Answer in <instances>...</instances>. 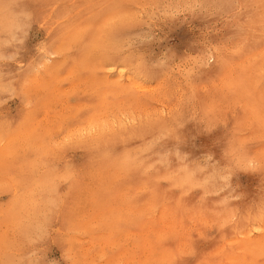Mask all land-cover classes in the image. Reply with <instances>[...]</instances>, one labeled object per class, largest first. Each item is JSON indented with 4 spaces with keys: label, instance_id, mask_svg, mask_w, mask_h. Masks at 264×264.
<instances>
[{
    "label": "snow or ice",
    "instance_id": "obj_1",
    "mask_svg": "<svg viewBox=\"0 0 264 264\" xmlns=\"http://www.w3.org/2000/svg\"><path fill=\"white\" fill-rule=\"evenodd\" d=\"M50 7L59 17L51 42L43 35L49 30L45 9ZM155 7L149 0H71L63 7L0 0V11L8 17L6 38L0 40V63L15 60L19 41L26 36L28 41L33 39L30 32L36 33L41 59L19 90L11 81H0V100L20 95L25 117L39 130L36 141L17 134L6 145L0 144V174L7 176L0 187L15 186L18 193L4 207L5 231L21 232L26 238L33 234L48 237L49 226L59 225L60 230L75 234L101 233L100 243L94 240L84 252L96 258L74 264H184V257L201 250L206 252L199 264H264V199L244 216L238 215L227 198L211 209L206 206L209 187L218 179L227 183L237 169L264 171V89L257 108L245 99L252 95L251 87L242 81H224L236 90V122L225 153L230 167L217 169L203 181L198 176L203 161L188 168L182 152L162 151L158 160L147 159L145 154L153 151L155 140L135 149L116 148L140 134L136 118L133 114L109 119L104 113L114 108L117 96L133 94V89L142 86L124 83L125 69L114 56L127 43L125 30L145 23L146 16L152 15L149 9ZM179 11L168 6L163 15L176 16ZM250 22L239 25L243 43L229 49L233 55L241 54L247 44ZM261 28L264 35V16ZM260 51L259 77L264 84V47ZM214 57L224 59L220 47L215 53L191 58L186 78L191 79L197 65ZM101 66L115 79L98 72ZM0 127L11 128V124L0 120ZM257 144L259 151L254 150ZM77 150L87 155L86 162L79 166L62 163ZM192 187H199L203 195L199 204L189 207L185 192ZM117 200L138 209L141 218L154 221L146 233L136 229L134 234L132 217L105 211ZM210 229L217 231V238H211ZM54 235L59 242L61 232ZM237 248L253 255L258 251L259 259H237ZM125 251L146 253L148 258L125 259L119 255Z\"/></svg>",
    "mask_w": 264,
    "mask_h": 264
},
{
    "label": "clouds",
    "instance_id": "obj_2",
    "mask_svg": "<svg viewBox=\"0 0 264 264\" xmlns=\"http://www.w3.org/2000/svg\"><path fill=\"white\" fill-rule=\"evenodd\" d=\"M31 3L44 6L51 0H31ZM149 3L156 5L149 9L151 18L146 16L145 23L125 30L123 36L127 43L114 56L125 69L124 83L140 84L142 88L133 89L130 95L117 96L114 108L120 106V101L128 99L144 104L156 101L163 107L157 108L150 122L143 117L136 119L135 127L140 134L127 145L118 144L116 148L135 149L155 140L153 151L145 154L147 159L158 160L162 151L182 152L188 158L185 161L188 168H192L195 161H203L202 171L198 174L199 180L203 181L217 169L230 167L225 153L236 122L237 110L233 106L236 90L226 87L224 81H242L252 89V95L245 99L257 108L261 104L264 84L259 73L260 49L264 47L261 28L264 0H149ZM168 6L179 8V14L163 15ZM48 9L45 10L48 12ZM45 20L49 30L43 35L51 42L55 39L57 21L53 22L50 13ZM249 20L245 32L247 44L241 54L233 55L229 49L243 43L239 25ZM7 25V14L0 11V36L6 35ZM30 35L33 37L31 41L27 36L19 41L21 46L15 60L0 63V81H11L18 90L34 66L41 62L37 49L39 41L34 39L36 33L30 32ZM217 47L222 49L224 59L214 57L207 64L197 65L191 79L186 78L185 70L192 64L191 58L215 53ZM0 120L11 124V128L0 127V144L5 145L12 136L34 125L30 117H25L22 98L18 94L0 100ZM254 150L259 151L260 145L257 144ZM77 152L80 164L86 162L87 155ZM204 157L208 159L203 160ZM5 180L7 176L0 174V181ZM202 195L199 187L186 191L188 206L199 204ZM225 198L240 216L255 211L264 199V171L237 169L227 183L218 179L209 187L206 206L211 209ZM5 205L0 203V264H74L81 259L75 233L60 230L59 225L49 226L48 237L33 234L26 238L21 232H6ZM25 231L31 232L32 229L26 228ZM57 231L61 232L59 242L54 235ZM210 231L211 238H217V231ZM52 245L61 249L59 258L51 257ZM205 252L201 250L184 257V264H199ZM224 258H229L228 254Z\"/></svg>",
    "mask_w": 264,
    "mask_h": 264
},
{
    "label": "rangeland",
    "instance_id": "obj_3",
    "mask_svg": "<svg viewBox=\"0 0 264 264\" xmlns=\"http://www.w3.org/2000/svg\"><path fill=\"white\" fill-rule=\"evenodd\" d=\"M132 2H136V0H132ZM52 4L58 5L60 7H63L65 4L71 3V0H51ZM48 13L52 14V20L53 22L57 21L59 19L57 15V11L53 8L48 9ZM6 38L5 36H0V40ZM98 72L104 73L106 78L108 80L115 79V77L107 76V67L101 66L97 69ZM108 91H112L111 88L108 89ZM118 108H113L112 110L104 113V116L106 118H116L120 119L122 116H132L134 114L135 118L138 119L140 117H143L145 120H149L154 117L157 108L162 109V105H158L156 101H153L151 104H144L136 102L132 99H128L126 101H120ZM38 128L36 125H33L29 128H25L21 131V136L24 138H31L34 141L38 140ZM139 146V145H138ZM137 146V147H138ZM62 163H68L73 166H79L80 164V154L77 152L75 154L69 153ZM6 183V181H5ZM131 193H134V189L129 190ZM18 195L17 189L15 186L9 187H0V203L6 204L9 200H11L14 196ZM105 211L111 212H121L126 216H130L134 219L133 224V232L136 233V229H139V233L143 234L146 233L147 230L151 227V225L154 223L153 220L149 219L148 217L141 218L138 215L139 210L136 208H132L126 204H121L119 200L114 201L112 205H110ZM83 214V213H82ZM97 244L100 243L102 240V234L96 233V234H83L78 233L75 234V241H76V247L78 248L80 252V258L81 259H95L96 256L94 254H88L87 256L84 255V252L91 247L93 241ZM61 253V249L58 245H52L51 246V257L52 258H59ZM121 257L125 259H146L148 258L146 253H140L136 255H129L127 251L122 252L119 254ZM235 258L237 259H259V253L258 251L253 255L250 251L249 252H240L239 248L236 250Z\"/></svg>",
    "mask_w": 264,
    "mask_h": 264
}]
</instances>
